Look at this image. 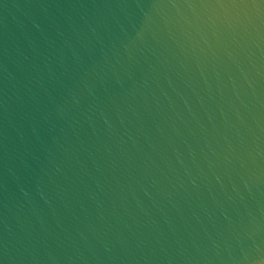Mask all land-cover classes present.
Wrapping results in <instances>:
<instances>
[{
  "label": "water",
  "instance_id": "1",
  "mask_svg": "<svg viewBox=\"0 0 264 264\" xmlns=\"http://www.w3.org/2000/svg\"><path fill=\"white\" fill-rule=\"evenodd\" d=\"M0 264H264V0H0Z\"/></svg>",
  "mask_w": 264,
  "mask_h": 264
}]
</instances>
